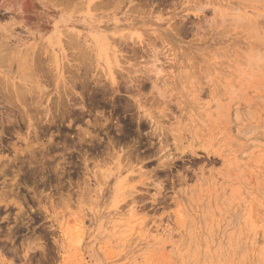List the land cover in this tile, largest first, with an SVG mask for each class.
<instances>
[{
  "label": "rangeland",
  "instance_id": "obj_1",
  "mask_svg": "<svg viewBox=\"0 0 264 264\" xmlns=\"http://www.w3.org/2000/svg\"><path fill=\"white\" fill-rule=\"evenodd\" d=\"M263 33L264 0H0V264H264Z\"/></svg>",
  "mask_w": 264,
  "mask_h": 264
},
{
  "label": "bare ground",
  "instance_id": "obj_2",
  "mask_svg": "<svg viewBox=\"0 0 264 264\" xmlns=\"http://www.w3.org/2000/svg\"><path fill=\"white\" fill-rule=\"evenodd\" d=\"M70 1H71V0H70ZM255 1H256V0H255ZM238 17H239L238 20H241V19H240L241 17H240V16H238ZM230 18H231V17H230ZM232 18H233V17H232ZM232 18H231V19H232ZM236 18H237V17H236ZM247 25H248V23H247ZM250 25L253 26V24H250ZM239 26H240V24H239ZM242 26H243V25H242ZM252 26H250V27H252ZM254 26H255V25H254ZM236 27H237V25H236ZM240 28H241V27H240ZM254 28H255V27H254ZM247 29H248V28H247ZM263 34H264V33H263ZM263 34H262V35H263ZM263 36H264V35H263ZM254 38H255V37H254ZM4 39H5V38H4ZM254 40H255V39H254ZM17 41H18V40H17ZM5 42H6V41H5ZM255 42H257V41H255ZM14 43H15V42H14ZM20 43H21V42H20ZM256 44H257V43H256ZM258 44H259V43H258ZM13 46H14V45H13ZM16 46H17V45H16ZM255 46H256V45H255ZM261 46H262V45H261ZM11 47H12V46H11ZM7 49H8V48H7ZM29 55H30V54H29ZM254 57H255V56H254ZM255 58H256V57H255ZM22 59H23V58H22ZM251 59H252V58H251ZM32 60H33V59H32ZM18 61H19V60H18ZM256 61H257V60H256ZM18 63H19V62H18ZM26 63H27V62H26ZM30 64H31V63H30ZM27 66H28V65H27ZM29 66H30V65H29ZM21 68H22V67H21ZM36 68H37V67H36ZM22 71H23V70H22ZM28 74H29V73H28ZM30 75H31V74H30ZM30 75H27V76L29 77ZM30 77H31V76H30ZM32 77H33V76H32ZM5 78H6V77H5ZM6 79H7V78H6ZM26 80H27V79H26ZM32 80H33V79H32ZM0 82H1V80H0ZM6 82H7V81H6ZM6 82H5V83H6ZM1 83H2V82H1ZM15 83H16V82H15ZM10 84L12 85V83H10ZM5 85H6V84H5ZM16 85H17V84H16ZM29 85H30V84H29ZM17 86H18V85H17ZM2 87H3V86H2ZM5 87H7V86H5ZM18 87H19V86H18ZM14 88H15V87H14ZM31 88H32V85H31ZM31 88H30V89H31ZM0 89H2V88H0ZM7 90H8V88H7ZM13 90H16V89H13ZM0 91H1V90H0ZM2 91H3V90H2ZM16 91H17V90H16ZM16 91H15V92H16ZM11 92H14V91H11ZM11 92H9V94H10ZM20 92H21V90H20ZM1 93H2V92H1ZM10 95L13 96V93H11ZM17 95L21 97L23 94H22V95L17 94ZM2 96H3V93H2ZM12 96H11V99H12ZM3 97H4V96H3ZM5 97H7V96H5ZM9 97H10V96H9ZM5 99H6V98H5ZM9 99H10V98H9ZM13 99H14V98H13ZM7 100H8V99H7ZM9 102H10V101H9ZM14 103H15V102H14Z\"/></svg>",
  "mask_w": 264,
  "mask_h": 264
}]
</instances>
